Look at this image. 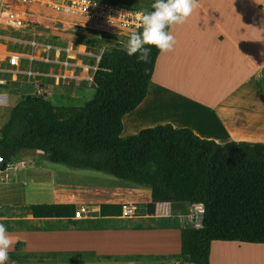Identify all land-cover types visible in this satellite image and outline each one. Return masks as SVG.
Masks as SVG:
<instances>
[{
  "label": "crops",
  "instance_id": "crops-1",
  "mask_svg": "<svg viewBox=\"0 0 264 264\" xmlns=\"http://www.w3.org/2000/svg\"><path fill=\"white\" fill-rule=\"evenodd\" d=\"M120 1L142 11H150L155 2ZM169 32L176 41L173 50L160 53L148 95L133 112L124 116L122 135L127 137L146 128L172 124L190 128L200 137L220 143H264V129L251 126L243 118L246 116L243 110H233L237 99L248 93L251 86L264 84V0H198V6L187 20L172 26ZM181 103L201 107L204 113L201 116L206 120L178 112L174 107ZM224 109L231 111L234 118L224 117ZM44 185L51 198L47 204H75L77 209L86 206L88 213L81 219L76 216L37 219L30 213L32 204L25 213L14 210L7 228L14 240L8 253L19 256L13 260L14 264H172L180 261L176 256L182 252L181 231L193 228L186 206L161 204L158 210L163 207L162 211L149 215L147 204L152 196L148 190L142 194L140 188L133 189L138 195L150 198L144 208L137 207L132 197L137 195L127 196L132 193L130 186L122 187L98 178L57 180ZM86 201L97 204L96 213H90ZM104 203L133 205L137 212L132 216L104 217L100 215V206ZM180 213L185 217L183 223L178 218ZM128 219L134 222H123ZM101 256H144V259L109 261L101 260ZM210 263L264 264V244L213 241Z\"/></svg>",
  "mask_w": 264,
  "mask_h": 264
},
{
  "label": "trees",
  "instance_id": "trees-1",
  "mask_svg": "<svg viewBox=\"0 0 264 264\" xmlns=\"http://www.w3.org/2000/svg\"><path fill=\"white\" fill-rule=\"evenodd\" d=\"M124 49L106 52L94 83L96 95L82 107L54 106L32 96L19 100L0 128L5 168L21 151L39 149L52 163L150 189L149 215H156L161 204L202 201L207 209L204 228L181 231L182 252L176 257L183 262L211 264L212 242L217 240L264 244V143H220L172 124L124 137V116L148 95L161 53L151 47L148 61L138 62ZM123 209L122 204L104 203L100 215L122 216ZM76 210L75 204L30 206L37 219L74 218ZM8 254L11 260L19 259Z\"/></svg>",
  "mask_w": 264,
  "mask_h": 264
},
{
  "label": "built area",
  "instance_id": "built-area-1",
  "mask_svg": "<svg viewBox=\"0 0 264 264\" xmlns=\"http://www.w3.org/2000/svg\"><path fill=\"white\" fill-rule=\"evenodd\" d=\"M141 11L115 0H0V109L11 87L27 85V96L44 99L57 89L93 88L106 52L142 31ZM3 163L0 155V171ZM136 212L124 206V216ZM86 213L82 206L75 216Z\"/></svg>",
  "mask_w": 264,
  "mask_h": 264
},
{
  "label": "rangeland",
  "instance_id": "rangeland-1",
  "mask_svg": "<svg viewBox=\"0 0 264 264\" xmlns=\"http://www.w3.org/2000/svg\"><path fill=\"white\" fill-rule=\"evenodd\" d=\"M117 1L131 7L120 0ZM1 34L4 33L1 32ZM2 43L5 44L3 40ZM4 91L9 95L10 101L7 108L0 109V128L8 121L11 109L19 100L27 96V93L30 92V88L27 85H22L18 88L11 87L9 89H5ZM95 95V88H85L70 92L57 89L49 95L48 101L54 106L82 107L92 100ZM95 178L100 180L104 179L105 181L108 180L122 187L127 185L130 186L131 188L129 189H132V193H128L127 196L130 197L131 195H137L132 196L138 203L137 207L139 206L144 208L146 200L150 199L147 195H138L133 190L134 188H140V190H143L142 194L144 192L147 193L146 190H148L149 194H151V191L146 187L124 182L101 172L77 170L62 164H55L52 163L44 154L38 151L23 150L14 158L13 163L10 164L8 168H3L0 171V223H3L7 229L9 221L8 218L15 214L14 210L19 209L22 213H25L31 204L47 203L51 201L49 192L43 187L45 186L44 184L52 183L57 180L72 181L73 179H79L82 181L93 180ZM86 202H89L88 206L91 211L90 213H96L97 204L94 202L92 203L91 201ZM170 204H175L172 206H186V209L188 205H190L184 203H178L180 205H176V203ZM163 209V207L159 208L161 211ZM127 221L134 222L132 219H128L123 222ZM9 263L14 264L15 262L13 260H9Z\"/></svg>",
  "mask_w": 264,
  "mask_h": 264
},
{
  "label": "clouds",
  "instance_id": "clouds-1",
  "mask_svg": "<svg viewBox=\"0 0 264 264\" xmlns=\"http://www.w3.org/2000/svg\"><path fill=\"white\" fill-rule=\"evenodd\" d=\"M197 6L198 0H155L151 5L152 11L143 10L137 13L142 32L131 33L124 49L127 55L129 57L135 55L138 62H147L151 47H155L161 53L172 51L176 41L168 29L183 24ZM95 59L99 63L102 55ZM37 151L42 152L39 149ZM206 211L202 201L188 205L187 218L192 222L195 230L204 228L202 221ZM178 218L183 223L184 214H178ZM13 244L14 240L8 235L6 226L0 223V264H7L9 261L8 251Z\"/></svg>",
  "mask_w": 264,
  "mask_h": 264
},
{
  "label": "bare ground",
  "instance_id": "bare-ground-1",
  "mask_svg": "<svg viewBox=\"0 0 264 264\" xmlns=\"http://www.w3.org/2000/svg\"><path fill=\"white\" fill-rule=\"evenodd\" d=\"M241 96L244 97L240 98ZM241 96L237 99L238 103L233 110H243L246 113V116L243 118L250 121L252 123L251 126L264 129V84L262 86H251L248 93L242 94ZM174 108L185 116L190 117V114H194L196 115L195 119L206 120L205 117L201 116L204 114L200 109L201 107L190 105L189 103H181L180 105H175ZM224 110L222 111L224 117L230 116L234 118V115L230 113L231 111H228V109Z\"/></svg>",
  "mask_w": 264,
  "mask_h": 264
},
{
  "label": "water",
  "instance_id": "water-1",
  "mask_svg": "<svg viewBox=\"0 0 264 264\" xmlns=\"http://www.w3.org/2000/svg\"><path fill=\"white\" fill-rule=\"evenodd\" d=\"M44 153V152H43ZM6 165H5V163H3V164H1V167H5ZM203 219H204V217H203ZM203 222V221H202Z\"/></svg>",
  "mask_w": 264,
  "mask_h": 264
}]
</instances>
